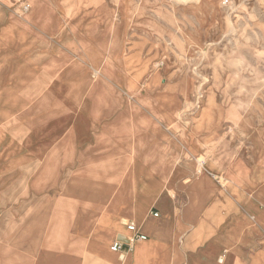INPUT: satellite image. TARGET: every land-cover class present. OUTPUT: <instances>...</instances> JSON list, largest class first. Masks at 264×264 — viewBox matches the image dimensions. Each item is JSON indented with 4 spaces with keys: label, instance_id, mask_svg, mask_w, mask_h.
<instances>
[{
    "label": "crops",
    "instance_id": "1",
    "mask_svg": "<svg viewBox=\"0 0 264 264\" xmlns=\"http://www.w3.org/2000/svg\"><path fill=\"white\" fill-rule=\"evenodd\" d=\"M155 18L141 0H0V106L56 77L62 88H87L94 73L107 78L102 89L131 88L126 75L159 47ZM190 133L168 109L55 124V168L75 173L29 211L0 264H264L262 161L228 166L224 187L196 160ZM128 222L148 239L112 251Z\"/></svg>",
    "mask_w": 264,
    "mask_h": 264
},
{
    "label": "rangeland",
    "instance_id": "2",
    "mask_svg": "<svg viewBox=\"0 0 264 264\" xmlns=\"http://www.w3.org/2000/svg\"><path fill=\"white\" fill-rule=\"evenodd\" d=\"M141 2L156 16L152 39L163 48L155 56L149 50L126 75L134 88L121 91L110 82L102 89L107 78L95 73L87 88L70 89L64 80L62 88L53 84L56 77L27 90L22 105L0 106V254L29 211L54 193V181L75 173L55 168L49 152L57 139L48 136L72 114L160 115L168 109L190 134L197 130L196 160L224 187L235 163L264 165V0ZM104 98L110 105L101 104Z\"/></svg>",
    "mask_w": 264,
    "mask_h": 264
},
{
    "label": "built area",
    "instance_id": "3",
    "mask_svg": "<svg viewBox=\"0 0 264 264\" xmlns=\"http://www.w3.org/2000/svg\"><path fill=\"white\" fill-rule=\"evenodd\" d=\"M24 11L27 12L28 11V6H25L24 7ZM155 217H158L159 214L158 213H155L154 214ZM127 229L128 231L131 233V235L128 237V240L129 242H122V241H116L113 243L112 247H111V250L114 251V252H123L124 251V248L125 246L127 245L128 246V249L131 248V246L136 243V242H139V241H146L148 239V237L146 235H143L142 233H140L138 230H137V227L135 225L134 222H128L127 223Z\"/></svg>",
    "mask_w": 264,
    "mask_h": 264
},
{
    "label": "water",
    "instance_id": "4",
    "mask_svg": "<svg viewBox=\"0 0 264 264\" xmlns=\"http://www.w3.org/2000/svg\"><path fill=\"white\" fill-rule=\"evenodd\" d=\"M120 241L129 242L128 238H121Z\"/></svg>",
    "mask_w": 264,
    "mask_h": 264
}]
</instances>
